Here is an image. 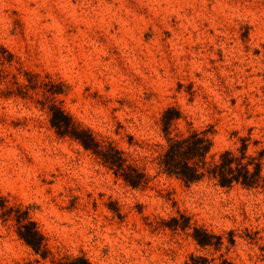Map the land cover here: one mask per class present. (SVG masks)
Here are the masks:
<instances>
[{
  "label": "rangeland",
  "instance_id": "374dc122",
  "mask_svg": "<svg viewBox=\"0 0 264 264\" xmlns=\"http://www.w3.org/2000/svg\"><path fill=\"white\" fill-rule=\"evenodd\" d=\"M0 46L13 55L0 64V196L28 210L54 257L264 264V186L185 185L155 160L170 106L182 113L171 134L211 126L215 157L248 134L259 141L249 153L264 147V0H0ZM50 102L112 141L147 185L131 188L58 136ZM179 214L221 235L219 250L164 226ZM0 264L52 263L0 218Z\"/></svg>",
  "mask_w": 264,
  "mask_h": 264
},
{
  "label": "trees",
  "instance_id": "16d2710c",
  "mask_svg": "<svg viewBox=\"0 0 264 264\" xmlns=\"http://www.w3.org/2000/svg\"><path fill=\"white\" fill-rule=\"evenodd\" d=\"M4 54V55H3ZM13 55L0 46V64L10 63ZM0 70V79H1ZM57 88L50 92L51 96L60 94ZM48 121L54 132L60 137H69L78 142L85 150L94 154L101 163L111 172L122 179L131 188L145 187L150 180L143 168L134 161H129L127 155L117 148L112 141L97 138L87 127L77 122L68 112L55 102L47 106ZM182 117L177 107H167L160 116V126L165 139L163 151L155 158L159 171L189 185L211 179L222 188L241 186L245 189H256L264 186V147L258 148L254 154L248 152L250 143L257 145L258 140L251 139L250 134L239 136V144L234 149H224L211 154L213 140L212 127L205 129H190L183 135H172L171 126ZM0 218L2 221L11 220L17 237L35 254L42 259L50 257L52 264H90L83 255L54 257L45 243L43 234L34 220L29 216L28 210L21 206H9L5 197L0 196ZM164 226L176 230L189 229V235L200 248L213 247L219 250L222 245V236L214 234L206 228L190 224V218L182 214L165 220ZM228 243L233 245L234 238L229 233ZM264 260V247H261ZM215 264H235L228 259L221 258ZM191 262L186 264H208L203 256L190 255Z\"/></svg>",
  "mask_w": 264,
  "mask_h": 264
}]
</instances>
